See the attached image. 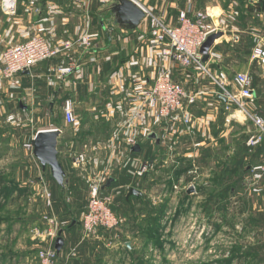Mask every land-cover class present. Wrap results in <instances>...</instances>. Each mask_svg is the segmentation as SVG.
Listing matches in <instances>:
<instances>
[{
  "label": "crops",
  "instance_id": "0c3cea01",
  "mask_svg": "<svg viewBox=\"0 0 264 264\" xmlns=\"http://www.w3.org/2000/svg\"><path fill=\"white\" fill-rule=\"evenodd\" d=\"M1 1V51L8 46L24 43L34 35L44 36L50 43L56 44L74 39L86 30L91 33L92 48L74 52L82 68L65 80L58 79L55 75L50 77L53 67L65 63L64 57H58L37 65L11 81L5 80L0 89V97L12 100V112L19 111L25 124L23 129L26 130L28 138H21V147L25 148V144L33 142L40 131H61L58 151L59 161L69 181L66 190L54 180L50 169L44 170L39 160L26 149L25 159L14 154L8 155V152H0V163L11 162L12 167L13 163H21L18 171L10 169L6 175L2 171L3 176H18L23 179L18 185L21 194H30V197L38 194L40 197L44 184L52 193V206L48 208V215L58 218L62 223L60 232L64 247L60 252L61 260L66 264H95L96 252L104 243V236L106 237L108 231L96 232L85 239L81 223L75 225V219H80L81 214L86 211L90 192L87 185L89 180L84 172L74 167L77 155L86 154L88 161H98L99 157L102 161L119 160L126 162L128 167L133 166V171L144 162L150 164L154 171L144 178L130 175V169L123 167L120 169L123 175L111 179L112 182H108L102 192L104 195L113 196L114 211L121 217L122 222L123 216L130 222L135 217L132 224L136 223L139 228L145 223L147 210L152 213V209H155L151 195L156 193L159 180L154 176L151 178V175H155L157 169H160L159 163L170 156L169 147L175 151L170 160L175 158L181 163L179 175L182 177L185 175L186 160L191 162L192 159L200 164L210 155H217L227 138H237V133H232L235 127L248 126L247 117L237 108L233 107L229 111L226 109L228 101L222 96L220 89L208 86L209 79L207 80L205 74L194 67L185 69L175 65L172 67L174 80L183 85L190 94L202 93L197 104L191 108L196 119L195 135H173L171 141L164 144L161 136L166 127L170 126L165 122L150 119L149 124L159 142L146 138L136 145L141 147L139 152L134 151L136 146L127 151V139L130 136H139L141 123L134 117L132 122L136 129L127 128L126 132L122 131L123 135L117 134L127 120L125 114L130 115L136 109L138 102L135 99L142 92L149 90L161 64L158 61V52L151 44L150 20L147 15L136 29H130L115 26L111 12L101 5L99 0H17L16 13L13 15H8L1 9ZM134 1L142 9L162 17L173 27L179 26L181 12L187 13L191 18L198 12H208L213 21L225 19L227 26L210 53L207 67L212 74L223 72L231 80L237 73H255L258 65H253L255 60L252 53L255 45L264 44V0ZM246 61H249V65L245 64ZM229 89L233 93L236 92L233 83L229 85ZM66 99L74 103L77 118V124L69 126L73 133L71 131L72 137L67 141L68 150L62 148V127H57L56 123L49 126L46 119L50 110L55 114L56 106H63ZM64 126L68 125L65 123ZM96 131L101 132L100 141L87 143L83 140L89 136L95 137ZM197 132L200 135L196 136ZM112 145L121 146L124 150L118 152L116 148L115 152L111 153ZM2 146L6 149L14 145L10 140H6ZM85 149L87 153H84ZM253 152L261 153L259 160L264 162V149ZM216 168L214 165V170ZM120 172L117 174H121ZM41 178L44 181L41 182ZM8 185L15 188L14 184ZM131 189L138 190L140 195L129 196ZM12 191L17 193V190ZM67 193V199L62 198L63 194ZM40 198L44 203L42 197ZM77 212L81 214L78 215ZM42 219L31 220L27 228L22 224L17 225V221L16 225L14 221H5L0 225H5L4 228L7 226L6 229H1V234H6V238L13 242L5 254L0 253V264H37L38 250L52 244L44 235L39 238L30 235L31 227H39L41 231L46 229V223ZM10 224L14 226L8 227ZM19 237H25L26 241L19 245ZM15 241L18 242L17 245H14ZM56 242L57 239L54 241L55 248Z\"/></svg>",
  "mask_w": 264,
  "mask_h": 264
},
{
  "label": "rangeland",
  "instance_id": "374dc122",
  "mask_svg": "<svg viewBox=\"0 0 264 264\" xmlns=\"http://www.w3.org/2000/svg\"><path fill=\"white\" fill-rule=\"evenodd\" d=\"M2 53L3 51L0 52V71L3 68ZM245 64L249 65V61ZM246 74L252 76V73ZM255 74L262 80L260 87L264 89V68L258 65ZM205 75L209 79L208 86L219 89V86L212 83L209 75ZM4 82L5 79L0 75V89ZM230 82L233 83V80L229 79ZM10 104L12 100L0 97V152L25 159L27 153L24 150L26 148L21 147V138L27 139L28 135L23 129L25 124L20 112H12ZM258 107L261 106L251 103L247 109L252 115L264 117V111L261 110L263 107ZM12 114L17 116L15 123L8 122V117ZM63 117V106L57 105L55 114L50 110L46 119L49 126L56 123L57 127H62V148L68 150L67 141L72 137L73 131L69 130V126H64ZM247 121V127L239 125L232 130V133H237V138H227L217 155H210L200 164L188 158L191 162L185 161V175L182 177L179 175L180 162H167L165 158L164 162L159 163L160 169H157L155 175H151V178L159 180L156 193L151 195L155 209H152V213L147 210L145 223L139 224V228L136 223L132 224L135 217L130 222L123 216L121 226L108 231L104 236V243L96 252L95 264H264V173L254 171L256 167L264 166V162L259 160L261 153H254L245 145L248 137L256 132L254 123L248 117ZM96 134L95 137L89 136L83 140L87 143L100 141L101 132L96 131ZM197 135H200L199 132ZM6 140H10L14 146L4 149L5 146L2 145ZM84 153H87L86 149ZM97 159L94 162L92 159L88 161L86 167L90 165V168L86 171L83 165L77 166L89 180V187L99 180L102 185H107L109 178L111 180L123 175L120 172L123 166L124 169H130V175H134L133 166L128 167L126 162L102 161L100 157ZM20 164L13 163L12 167L11 162L0 163V225L5 221H17L15 225L22 224L27 228L31 220L44 218L50 214V210L46 204L45 185L40 196L45 203L43 206L38 194L31 197L30 194H21L18 190L19 183L23 182L21 177L2 175V171L5 175L10 169L18 171ZM152 171L154 170H149L147 175ZM118 172L121 174H117ZM8 184H14L17 189ZM175 186L179 189L176 190ZM192 188L194 192L189 194L188 191ZM50 194L52 196L51 192ZM63 197L67 199L68 193L63 194ZM79 223L80 219H75V225L78 226ZM13 226L10 224L8 227ZM4 227L5 225L0 226L1 255L13 243L6 238V234H1V229L7 228ZM33 229L35 228L31 227L30 235L36 237ZM100 231L107 232L103 229ZM94 234L85 237L83 233V238L87 239ZM23 239L19 237V245L26 241L25 237ZM14 243L18 244L17 241Z\"/></svg>",
  "mask_w": 264,
  "mask_h": 264
},
{
  "label": "built area",
  "instance_id": "2783aa9c",
  "mask_svg": "<svg viewBox=\"0 0 264 264\" xmlns=\"http://www.w3.org/2000/svg\"><path fill=\"white\" fill-rule=\"evenodd\" d=\"M99 2L101 5L106 6L113 0H99ZM1 9L8 15L15 14L17 0H2ZM143 10L150 20L151 44L153 49L158 52V61L161 64L149 90L142 92L135 99L138 102L136 109L130 115L125 114L127 120L122 125L117 136L123 135L122 131L125 130L126 132L127 128L136 129L132 122L134 117L141 123L139 136H130L127 139L128 148L126 146L125 149L127 151L128 149L131 150L154 133L149 124L150 119L165 122L170 126L169 128L166 127L165 133L161 136L164 144H168L173 135L177 137L185 133L195 135L196 119L191 108L197 104L202 93L190 94L183 85L174 80L172 67L175 65L185 69L194 67L203 73H207L212 79H210L212 83L219 86L222 96L228 101L229 104L226 109L229 111L233 107L237 108L238 111L242 112L254 123L256 132L248 137L246 146L253 149L263 145L264 117L252 115L247 109V106L253 103L255 95L252 76L246 73H237L233 79V84L236 87V92L233 93L229 89V85L232 84L231 82L229 83V77L223 72L218 75L212 74L207 64L203 63V57L200 53L201 47L210 35L224 31L227 26L226 20L213 21L208 12H198L194 18L189 17L185 12H181L179 26L173 27L167 24L162 17L145 9ZM92 46V36L87 30L74 39L63 40L56 44L50 43L44 36L34 35L24 43L8 46L3 50L1 54L3 68L0 71V75L3 79L11 81L18 75L31 71V69L43 62L64 57L65 63L53 67L50 77L55 75L58 79L65 80L82 68V64L79 59L75 58L74 52L78 49L87 51ZM252 58L257 61L260 67L264 68V44L255 45ZM63 114L66 125L75 126L77 124L75 106L70 99L64 101ZM8 122H17V116L14 114L10 115ZM24 147L30 153H33L34 141L25 144ZM116 148L118 152L124 150L121 146L112 145L110 147L111 153H114ZM169 152L170 156H172L175 152L174 148L169 147ZM170 156L167 157V162H179L175 158L170 160ZM109 161L111 162V160ZM87 163L86 154H79L74 159V167L76 169L77 166L83 165V169L86 171L90 166L86 167ZM151 169L150 164L144 162L134 172V175L143 178ZM254 171L264 173V166L256 167ZM100 179L102 180V177ZM40 181L42 182L44 179L41 178ZM104 187L100 180L90 187L87 208L80 217L85 237L101 229L107 231L115 230L122 224L121 217L116 214L113 208V196L102 193ZM174 188L176 190L179 189L178 186ZM45 193L47 194L46 204L49 208L52 206V196L48 189H45ZM43 220L46 223V229L41 231V228L37 227L32 232L36 237L44 235L45 238L52 241V244L38 250L37 264H66L61 260L60 253L54 247V241L58 238L61 229V222L51 215H46Z\"/></svg>",
  "mask_w": 264,
  "mask_h": 264
},
{
  "label": "water",
  "instance_id": "95a60500",
  "mask_svg": "<svg viewBox=\"0 0 264 264\" xmlns=\"http://www.w3.org/2000/svg\"><path fill=\"white\" fill-rule=\"evenodd\" d=\"M105 8L111 12V16L114 19V25L120 27H128L130 29H136L146 17L145 11L134 0H113ZM125 30V29H124ZM223 32H217L210 35L207 41L200 49V53L203 57V63L206 64L210 58V53L215 47L216 42L223 36ZM29 72V71H26ZM61 135L59 130H44L40 131L34 140L33 155L39 160L44 170L50 169L54 180L66 190L68 186L67 174L59 161L58 141ZM153 138L159 142L155 133L148 136L147 139ZM141 147L138 145L134 148L135 152H139ZM112 182L111 180L109 181ZM193 188L188 191L189 194L193 193ZM138 196L140 192L136 189H131L129 196ZM64 247V239L62 232L59 233L56 242V250L60 253Z\"/></svg>",
  "mask_w": 264,
  "mask_h": 264
},
{
  "label": "trees",
  "instance_id": "16d2710c",
  "mask_svg": "<svg viewBox=\"0 0 264 264\" xmlns=\"http://www.w3.org/2000/svg\"><path fill=\"white\" fill-rule=\"evenodd\" d=\"M257 65H258L257 61H255L254 66H257ZM252 78H253V85L255 88V95H254V101H253L254 106L255 105L261 106V107H263L262 109H261V107L260 108L258 107V108L264 111V89H261V87H260L262 80L255 73H252ZM261 149H264V144L259 146V147L253 148V149L250 148V150L257 151V152L261 151Z\"/></svg>",
  "mask_w": 264,
  "mask_h": 264
},
{
  "label": "bare ground",
  "instance_id": "6f19581e",
  "mask_svg": "<svg viewBox=\"0 0 264 264\" xmlns=\"http://www.w3.org/2000/svg\"><path fill=\"white\" fill-rule=\"evenodd\" d=\"M104 6V5H103Z\"/></svg>",
  "mask_w": 264,
  "mask_h": 264
}]
</instances>
